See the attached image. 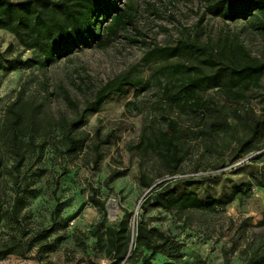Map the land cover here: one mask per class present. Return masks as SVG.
<instances>
[{"label":"rangeland","instance_id":"rangeland-1","mask_svg":"<svg viewBox=\"0 0 264 264\" xmlns=\"http://www.w3.org/2000/svg\"><path fill=\"white\" fill-rule=\"evenodd\" d=\"M215 1L121 0V7L135 8L132 27L121 30L104 46L77 50L47 69L28 63L33 51L22 47L10 32L0 30V56L22 54L24 62L16 70L0 67V198L6 209L14 197L10 173L13 162L4 145V134L7 108L20 96L22 103L29 101V107L37 109L34 135L39 150L29 155L22 168V175L30 176L33 182L32 192L26 196L23 228L31 236L35 231L52 228L49 241L57 239L50 253L34 246L27 258L11 255L0 264H110L105 243L98 242L95 236L98 227H103L100 235L105 227L120 220H130L133 227L135 219L141 218L183 243V264H227L229 249L228 264L246 263L242 252L250 240H264V228L258 226L264 210V187H254L250 198L238 197L225 212L192 213L190 223L184 225L162 209L148 208L142 214L141 204L150 190L144 187L141 175L145 173L148 181L155 184L172 179L170 185L178 192L196 191L201 198L230 197L239 183L249 182L253 175L257 174L264 185V150L231 163L232 154L227 153V147L231 144L234 148L235 139L204 134L203 121L172 105L157 85L142 92L131 89L126 96L114 95L100 113L88 117L82 131L90 139L97 129L102 136L114 133L111 145L103 147L104 158L97 170L90 148L73 160L58 156L53 148L56 136L48 129L62 117L75 119L96 92L117 77L150 80L157 65L145 61V55L156 45H176L190 38L202 46L217 47L225 37L238 35L252 55L264 62V34L249 21L226 22L206 14L207 6ZM10 44L15 48L13 54L8 52ZM66 94L76 107L67 101ZM263 95L264 78L262 87L249 93L243 104L222 101L227 118L234 120V110L259 114ZM207 96L216 101L220 97L216 90ZM172 119L184 132L181 142L187 150L176 175L168 174L159 148L153 149L146 141ZM221 165L226 167L220 168ZM63 170L68 173L57 187L55 181ZM114 173L120 176L108 182ZM189 181L197 185L188 187ZM92 198L105 203V215ZM110 202L117 207L113 216L108 209ZM58 204L62 206L60 214L55 212ZM16 232L6 216L0 225V247ZM149 258L154 264H175L160 254Z\"/></svg>","mask_w":264,"mask_h":264},{"label":"trees","instance_id":"trees-1","mask_svg":"<svg viewBox=\"0 0 264 264\" xmlns=\"http://www.w3.org/2000/svg\"><path fill=\"white\" fill-rule=\"evenodd\" d=\"M134 14L135 8L132 5L121 7V0H0V30L10 32L22 47L33 51L34 56L28 63L47 69L77 50L104 46L121 30L135 24ZM206 14L226 22L249 21L256 31L264 34V0H217L207 6ZM8 52L15 53L14 45L8 46ZM178 59L184 61L176 62ZM145 61L157 65L150 80L128 75L117 77L101 87L75 119L62 117L48 126L49 133L56 136L53 148L58 156L73 160L90 148L97 170L104 158L103 147L111 145L114 133L102 136L101 130L97 129L90 139L82 131L88 117L100 113L114 95L126 96L131 89L142 92L151 85L161 87L166 100L180 111L197 115L200 122L203 121L201 127L205 131L202 132L207 136L234 138V148L231 144L227 147V153L232 154L231 163L264 150V95L259 114L249 110L242 114L240 110H234V120L227 118L222 103L241 105L249 93L262 87L264 62L252 55L238 35L225 37L217 47L202 46L198 40L190 38L176 45H156L146 53ZM23 64L22 54L10 58L0 56V67L8 71ZM213 90L220 95L219 101L207 96ZM65 98L72 106H77L68 94ZM29 105V101L22 103L19 96L6 113L4 145L13 162L10 173L14 197L6 209L0 198V225L8 216L17 232L0 247V261L11 255L27 258L34 246L43 253H50L57 243V239L49 241L54 232L52 228L35 231L31 236L22 224L26 196L33 189L31 177L22 175V168L29 155L39 151L34 135L38 112ZM183 136L178 121L172 119L165 128L146 138L153 149L159 148L170 175H176L185 161L187 150L181 142ZM1 162L0 158V166ZM224 167L226 165L220 166ZM67 173L63 170L56 179L57 187ZM119 176L120 173H114L108 182ZM257 176L253 175L249 182L239 183L230 197L201 198L196 191L178 192L170 185L172 179L155 184L148 181L144 173L141 182L150 192L141 204L142 214L148 208L162 209L188 225L192 213L225 212L238 197L250 198L254 187H264ZM196 185V182H187L188 187ZM91 200L101 207L104 215L107 213L105 203L95 198ZM55 212L60 214L62 206L58 204ZM258 226L264 228V210ZM102 228L98 227L95 236L98 242L105 243L110 264H154L149 255L158 254L175 264H183V243L170 233L149 226L142 218L135 219L133 227L130 220H120L105 227L104 233L99 235ZM228 251L230 253V249ZM229 253L226 254L227 264ZM242 253L246 256L245 264H264V240L252 238Z\"/></svg>","mask_w":264,"mask_h":264},{"label":"bare ground","instance_id":"bare-ground-1","mask_svg":"<svg viewBox=\"0 0 264 264\" xmlns=\"http://www.w3.org/2000/svg\"><path fill=\"white\" fill-rule=\"evenodd\" d=\"M108 209H109L110 215H112V216L115 215L114 213L117 210L116 204L114 202H110Z\"/></svg>","mask_w":264,"mask_h":264}]
</instances>
